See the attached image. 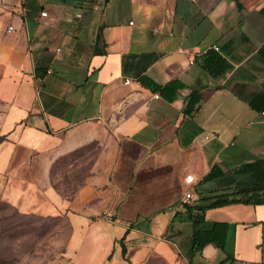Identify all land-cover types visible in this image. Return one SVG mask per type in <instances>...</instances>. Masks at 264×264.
Wrapping results in <instances>:
<instances>
[{"label":"crops","instance_id":"1","mask_svg":"<svg viewBox=\"0 0 264 264\" xmlns=\"http://www.w3.org/2000/svg\"><path fill=\"white\" fill-rule=\"evenodd\" d=\"M263 45L264 0H0V199L65 213L78 264L88 237L101 253L88 264L187 253L183 193L197 199L215 163L264 156ZM210 51L231 66L213 75ZM90 143V172L66 198L54 162ZM214 221L228 223L224 252L207 243L197 264L263 259L264 203L206 209L202 227Z\"/></svg>","mask_w":264,"mask_h":264},{"label":"rangeland","instance_id":"2","mask_svg":"<svg viewBox=\"0 0 264 264\" xmlns=\"http://www.w3.org/2000/svg\"><path fill=\"white\" fill-rule=\"evenodd\" d=\"M239 148L238 144L233 147L234 150L240 152ZM97 150L98 147L90 143L63 154L55 160L51 182L63 196L71 198L84 184ZM216 186V183H213L208 187ZM206 192L207 188H204L203 193L206 194ZM182 229L185 233L191 231V222L185 219ZM71 233L72 224L63 212L56 215L39 212L26 213L0 199V264H78L77 249L70 246ZM187 239L186 236L184 240ZM175 240L180 248L184 249L185 242L182 244L178 239ZM85 244L86 246L81 251V261L84 264L92 260L98 261L101 253L89 237L86 238ZM262 244L264 258V233ZM147 251L149 252L139 260L130 262V264H197L196 262L189 263L187 254L178 249L170 255L162 253L157 248ZM106 260L105 258L104 262ZM226 264L234 263L226 261Z\"/></svg>","mask_w":264,"mask_h":264},{"label":"trees","instance_id":"3","mask_svg":"<svg viewBox=\"0 0 264 264\" xmlns=\"http://www.w3.org/2000/svg\"><path fill=\"white\" fill-rule=\"evenodd\" d=\"M259 53L264 56V45ZM231 64L218 53L210 51L205 60L204 67L218 75L229 68ZM181 83L177 80L168 81L161 88L163 93L173 98ZM170 91V95L166 94ZM201 95L197 90H192L186 100L185 112H192L197 108L196 103ZM216 183V187L209 188V184ZM201 185V187H200ZM207 188L206 194L203 189ZM215 192H212V191ZM197 199L187 203L182 202L187 216L191 222L190 243L187 251L189 263H194L193 256L201 253L207 243H213L224 252L228 223L226 221H214L209 228L202 227L205 222V211L208 208L218 207L230 203L261 204L264 203V156L256 157L248 161L237 163L230 169H223L215 163L210 170L202 177L199 186L196 187ZM121 237V251L123 256L127 248ZM227 260L233 262L234 257L228 255L219 260L216 264H224ZM254 264H264V258Z\"/></svg>","mask_w":264,"mask_h":264},{"label":"built area","instance_id":"4","mask_svg":"<svg viewBox=\"0 0 264 264\" xmlns=\"http://www.w3.org/2000/svg\"><path fill=\"white\" fill-rule=\"evenodd\" d=\"M45 13H46L45 10L41 11V14L45 15ZM125 82H129V78H125ZM192 198H193V192L190 190H186L181 197V201L189 203L191 202Z\"/></svg>","mask_w":264,"mask_h":264}]
</instances>
